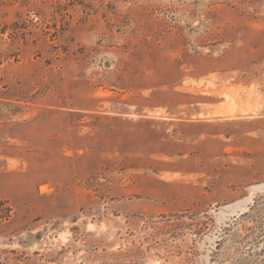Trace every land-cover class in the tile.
<instances>
[{
  "label": "rangeland",
  "instance_id": "374dc122",
  "mask_svg": "<svg viewBox=\"0 0 264 264\" xmlns=\"http://www.w3.org/2000/svg\"><path fill=\"white\" fill-rule=\"evenodd\" d=\"M0 264H264V0H0Z\"/></svg>",
  "mask_w": 264,
  "mask_h": 264
}]
</instances>
